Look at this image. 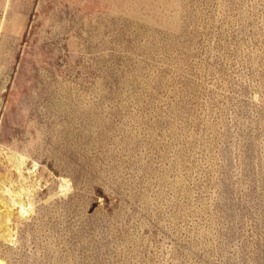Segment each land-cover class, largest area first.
Listing matches in <instances>:
<instances>
[{
  "label": "rangeland",
  "instance_id": "obj_1",
  "mask_svg": "<svg viewBox=\"0 0 264 264\" xmlns=\"http://www.w3.org/2000/svg\"><path fill=\"white\" fill-rule=\"evenodd\" d=\"M1 149L5 264H264V0H0Z\"/></svg>",
  "mask_w": 264,
  "mask_h": 264
},
{
  "label": "bare ground",
  "instance_id": "obj_2",
  "mask_svg": "<svg viewBox=\"0 0 264 264\" xmlns=\"http://www.w3.org/2000/svg\"><path fill=\"white\" fill-rule=\"evenodd\" d=\"M3 151L7 153L10 160L14 157V168L17 170L19 177L24 180L15 183L11 179L7 184L2 183L0 185V203H2V208H0V240L11 245L15 240V216L28 213L32 207V202L28 200L31 193L29 186L31 185H27L28 180L24 177V173H27L30 177L37 169V161L33 160L32 164L28 165L29 155L26 153L19 152L16 149H1L0 153H3ZM0 264H5L1 258Z\"/></svg>",
  "mask_w": 264,
  "mask_h": 264
}]
</instances>
